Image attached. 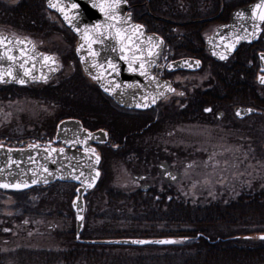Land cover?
<instances>
[{
    "label": "flooded vegetation",
    "instance_id": "obj_1",
    "mask_svg": "<svg viewBox=\"0 0 264 264\" xmlns=\"http://www.w3.org/2000/svg\"><path fill=\"white\" fill-rule=\"evenodd\" d=\"M0 1L18 4L23 0ZM29 1L39 2L42 11L54 16L61 29L72 35V44H77V38L47 7L46 0ZM259 3L260 0H126L124 15L145 33L159 36L164 44L151 78L167 81L175 90L153 105L148 102V107L131 109L118 105L77 62L81 72L78 75L93 82L94 94L100 99L96 100L98 107L106 110L100 115L92 112L88 117H83L80 110L71 119L80 121L88 131L102 130L107 134V142L92 145L100 156V179L84 196L83 225L76 242L84 251L92 253L96 246H107L90 243L94 241L179 238L176 217H170V211L177 214L181 203H196L188 195L181 197L180 191L188 190L184 189L183 172L195 165L202 149L212 142L233 141L239 148L243 146L244 132L253 136L245 139L258 140L256 132L259 134V127L264 128V84L259 80L264 75V31L256 28L261 24L256 16L258 10L245 8ZM95 20L96 24H91ZM83 22L88 32L106 30L105 26L111 25L110 18L93 17L90 10ZM98 25L101 27L95 30ZM219 28H225L224 39L207 43L206 39ZM238 36L247 39L240 40L225 60L217 59L206 49V44L225 48ZM173 37L177 38L176 43H172ZM181 37L185 40L181 41ZM183 59L192 61L190 68L167 70L170 63ZM206 108L212 111L207 112ZM237 108L251 112L239 117ZM87 119L94 123H87ZM209 158L206 156V161ZM116 166H122L128 174V183L116 185L110 181ZM70 186L74 190L68 210L74 216L71 202L76 186ZM36 191L41 190L24 195ZM50 191L48 188L45 195Z\"/></svg>",
    "mask_w": 264,
    "mask_h": 264
},
{
    "label": "water",
    "instance_id": "obj_2",
    "mask_svg": "<svg viewBox=\"0 0 264 264\" xmlns=\"http://www.w3.org/2000/svg\"><path fill=\"white\" fill-rule=\"evenodd\" d=\"M47 7L56 12L63 20L67 27L77 37V44L75 46V55L82 66L84 73L92 79V76L103 74L102 81L93 82L107 95L112 97L114 101L126 108L140 109L137 105H142L152 101H158L165 97L169 91L170 83L167 81H159L151 78V70L157 64L159 57L162 53L164 44L159 47L155 45L162 41L156 34H147L142 28H134L128 16L124 15L126 9V2L122 0L119 6L110 8L109 5L113 0H52L59 7L64 8L69 16V20H65L64 14L57 8H50L49 0H46ZM76 4L77 7L73 8L72 5ZM96 5V6H93ZM256 5H251L245 10L253 9ZM104 8V11L101 10ZM88 9V10H87ZM83 10V12H82ZM92 12L93 17L109 18L110 15H115L117 20L110 19V24H115L116 28L122 29L126 33V37L121 42V39L116 36L115 29L110 28L108 24L105 26L106 30L88 32L87 35L93 39H98L97 43L92 44V50L97 53L95 57L89 55L88 44L82 38L85 35L83 26V19L87 17L88 11ZM90 16V15H88ZM96 20L91 24H96ZM109 28V29H108ZM76 29H79L77 31ZM225 28H219L216 33L207 38L209 41H222ZM103 33V35H100ZM131 37V42L127 39ZM152 37V41H149ZM235 42V39H234ZM83 44L84 47L79 51L77 49ZM238 44H236L237 46ZM124 51H121V48ZM221 44H206L207 51L214 57L219 58V55L214 53H222L227 56L232 52H228ZM137 48L142 50L137 51ZM151 49L156 55L149 56L148 50ZM141 57L147 70V75H141L139 64L141 59H137L131 64L128 60L122 59V56L129 58ZM12 56L15 59H9ZM43 56H51V54L39 51L35 44L25 38H18L8 34L0 33V85H15L24 87L29 84L46 83L58 72V62L55 58V63H45ZM83 58V61H82ZM109 62L116 66V71H112L109 67ZM93 63L96 65H103L102 68L92 67ZM192 63L189 59H183L170 63L167 66L168 71H175L178 69H188ZM87 69V71H86ZM28 71L30 75H25ZM46 78V79H45ZM24 81L20 83L19 81ZM109 81L112 85H109ZM101 83L105 86L120 85L113 93H107L101 87ZM131 85V87H129ZM172 88V87H171ZM161 93H163L161 95ZM147 98V99H146ZM150 105H153L151 102ZM240 113L241 117L250 113L249 109L237 108L236 113ZM89 134L92 138L89 139ZM87 140V143L83 141ZM79 141V142H77ZM107 142V134L105 131L97 130L90 132L84 129L80 121L76 119L61 120L55 130L52 143H60V147L52 146V143L31 141L26 144L25 141L15 142L12 146H6L0 143V184L9 185V187H0V190L6 192H22L30 190L34 187L48 186L54 183H65L76 185L75 196L71 202V207L74 212L75 218V238L79 240V233L83 225L84 219V196L87 192L94 189L99 177L93 180L95 173L98 170L99 163H96L94 156L90 152H85V149H94L93 144H101ZM52 149H63L60 151H51ZM97 154V153H96ZM48 171L45 172L44 169ZM83 173V175H81ZM73 176H80L79 180H75ZM91 181L94 186L89 188L86 186L85 181ZM45 180L47 182H45ZM33 181H37L33 183ZM19 185V187H16ZM27 185V186H25ZM75 205V206H74ZM83 217V219H80ZM264 233L252 234L240 237L242 239L264 241L260 237ZM170 240L176 241L175 243H155L156 241ZM184 238H164V239H113L90 242L99 245H117L127 247H146V246H170L177 245L184 242ZM134 241H146V243H134Z\"/></svg>",
    "mask_w": 264,
    "mask_h": 264
},
{
    "label": "rangeland",
    "instance_id": "obj_3",
    "mask_svg": "<svg viewBox=\"0 0 264 264\" xmlns=\"http://www.w3.org/2000/svg\"><path fill=\"white\" fill-rule=\"evenodd\" d=\"M1 2L8 6L16 5V1ZM39 14L42 22L40 28L43 30L39 33L34 35L19 33L6 26H0V33L28 39L40 50L51 53L59 59L62 55L60 61L58 60L59 72L48 84L51 85L50 87H56L63 81L72 80V85L78 86L75 89L77 94L72 98L74 105L66 101L67 104L64 107L30 98L0 101V135L7 134L9 136V141L5 142L8 145L14 141L26 140L29 142L32 139L37 141L52 137L56 125L53 122L58 112L63 116H67L71 112L73 116H77L78 111L82 110L83 117H88L92 112L100 115L106 110L105 107H98L99 104L96 100L100 99L96 93L94 94L92 82L87 78L82 79L78 75L81 72L73 54L72 35L62 30L59 21L48 12L44 13L40 9ZM86 122L91 125L94 123L88 119ZM246 136L253 139L251 134L248 135L244 132L242 135L243 146L239 148L233 141L212 142L203 148L195 165L183 172L184 189L188 188V190H181V197L188 195L190 201L196 200V202L202 203L207 200L228 201L234 200L240 194L264 188V128L261 126L259 134L256 132L258 140L245 139ZM206 156L210 157L209 161H206ZM116 167L110 181L116 185L128 183V174L121 169L122 166ZM47 189L23 196L0 193V225L10 224V234L3 243L4 245H0V252L23 247L34 250L67 249L66 246L61 247L63 245L61 240L63 239L62 234L67 233L68 235L71 229H74V216L68 210L74 189L70 185H56L50 188L52 191L49 194L45 195ZM48 195L50 197H47ZM41 199L42 201L48 200L49 204H53V206L40 210L37 217L21 216L19 223L15 222L13 217L21 214L23 207L29 206L31 210L36 209L35 204ZM52 214L53 216L58 214L59 217L54 219ZM8 221L11 222L6 223ZM54 232L60 233V235L54 237L52 236ZM153 248L155 247H112V249L105 248L104 251L108 250L104 254L105 258L109 256L110 264H117L120 261H125L124 264H131L129 260L132 258H145L154 253L155 255L166 253L162 249L156 251ZM101 251L102 248L98 252L101 253ZM79 264L87 263L80 262Z\"/></svg>",
    "mask_w": 264,
    "mask_h": 264
},
{
    "label": "trees",
    "instance_id": "obj_4",
    "mask_svg": "<svg viewBox=\"0 0 264 264\" xmlns=\"http://www.w3.org/2000/svg\"><path fill=\"white\" fill-rule=\"evenodd\" d=\"M40 9L39 2L36 1L23 0L15 6H8L0 2V26L12 28L19 33L31 35L39 33L43 31L40 28L42 25ZM182 38L181 41L185 40ZM171 39L172 43H176L177 38ZM61 58L62 55H60ZM71 81H63L56 87H50L49 84H35L26 87L0 85V101L30 98L54 103L61 107L67 104L66 101L74 105L72 98L76 97L75 89L78 86L72 85ZM65 117L75 118L72 112L67 116L58 112L53 124ZM8 138L7 134L0 135L2 142H8ZM12 195L23 196L24 193ZM49 203L48 200L42 201L41 199L35 204L36 209L31 210L27 205L28 207L22 208L21 214L15 215L13 218L15 222L19 223L21 216L37 217L40 210L53 206ZM52 210L55 211V209ZM42 216L44 215L42 214ZM174 216L178 224V235L186 240L181 244L168 246L170 248L155 247L153 250L162 249L166 253H157L156 255L154 253L145 258H132L129 260L131 264H264V241L240 238L264 233V188L240 194L234 200H207L203 203L196 202L194 205L181 203L177 214L170 211V217ZM52 217L57 219L59 215L53 216L52 214ZM9 222L11 221L6 223ZM73 230L71 229L68 235L67 233L62 234L63 245L61 247L66 246V250L64 248L58 250L18 248L0 252V264H79L80 262L110 264L109 256L105 258L104 252L116 246H96L94 247L96 251L92 253L84 251L77 245ZM9 234L10 224H1L0 245H4ZM59 235L60 233L54 232L52 236ZM100 248H102L101 253L98 252ZM105 248L108 249L104 251ZM124 263L125 261H120L117 264Z\"/></svg>",
    "mask_w": 264,
    "mask_h": 264
},
{
    "label": "snow or ice",
    "instance_id": "obj_5",
    "mask_svg": "<svg viewBox=\"0 0 264 264\" xmlns=\"http://www.w3.org/2000/svg\"><path fill=\"white\" fill-rule=\"evenodd\" d=\"M121 2H122V0H113V3H112L111 5H109V7H110V8H115V7L119 6V4H120ZM125 2H126V0H125ZM48 6H49L50 8H57L61 13L64 14V18H65V20H69V16H68L67 13L65 12L64 8L59 7V5L56 4V3H52V0H49V5H48ZM93 6H96V5H93ZM72 7H73V8H76L77 5H76V4H73ZM255 8H256V10H258V11H256V16H257V18L259 19V21L261 22L260 25H257V26H256L257 31H264V29L261 28V25H264V0H260V3L257 4V5L255 6ZM101 10L104 11V8L101 7ZM238 15H239V14H238ZM109 18L112 19V20H117V17H116L114 14H113V15H110ZM100 27H101V26H99V25H98V26H95V30H98ZM109 27L115 29V34H116V36L119 37V38L121 39V42H122V44H123V41H124V39H125V37H126V33H124L122 29L116 28V25H115V24L109 25ZM140 27H141V26H139V25L135 26V28H134V32L136 31V29H139ZM76 30L79 31V29H76ZM100 35H103V33H100ZM252 35L255 37L256 33H253ZM82 38H83V39L86 41V43L88 44L89 55L95 57V56L97 55V53H95V52L92 50V44H93V43H97V42H98V39H93V38H91L90 36H88V35H87V30H85V35H84ZM127 39L129 40V42H131V37H127ZM148 39H149L150 42L152 41V37H149ZM242 39H247V37H239V36H238V37H236L235 42L230 43V44H226V45H225V48L227 49L228 52L233 51V50L235 49V47H236V44H238V43L240 42V40H242ZM160 44H163V41H159L155 46H156V47H159ZM83 47H84V45L81 44L80 47L77 49V51H79V50H80L81 48H83ZM121 51H122V52L124 51V48H123V47L121 48ZM137 51H141V57H142V55H143L142 50H140L139 48H137ZM148 55H149V56H153V55H156V53L153 52L151 49H149V50H148ZM214 55H219V58H220L221 60H225V59H227V55L222 54V53H214ZM141 57H136V56L134 55V56L131 57V58H129V57H127V56H122L121 58H122V59H125V60H128L129 63H130V70L135 71V70H136L135 68H131V64L134 63L137 59H141ZM8 58H9V59H15V57H12V56H9ZM261 59L264 60V54L261 55ZM43 60H44L45 63H48V62H51V63H53V64L55 63V58H54V57H51V56H43ZM82 61H83V58H82ZM195 64H196V66L198 67V66L200 65V61H199V60L195 61ZM189 66H191V65H189ZM92 67L102 68L103 65H96L95 63H93ZM109 67L112 69V71H116V66H115L114 64H111V62H109ZM139 70H140V74H141V75H147V70L145 69V64H144V62H143L142 59H141V62H140V64H139ZM86 71H87V69H86ZM261 71H264V69H261ZM25 75H30V73H29L28 71H26V72H25ZM0 79H2V77H0ZM45 79H46V78H45ZM92 79L95 80V81H98V82H99V81H102V79H103V74L101 73V74H98V75H94V76H92ZM153 79H154V78H153ZM259 80H260V83H261V84H264V75L260 76V77H259ZM19 82H20V83H24V81H22V80L19 81ZM108 83H109V85H112V82H111V81H109ZM101 87L104 89L105 92L111 94V93L115 92L116 89L120 87V85L116 84V85H114V86H110V87H109V86H105L103 83H101ZM129 87H131V85H130ZM168 90H169V91H175V90L172 89L170 86H169V89H168ZM162 94H163V93H161V95H162ZM180 95H183V93H180ZM146 99H147V98H146ZM151 102H152V103H155V98H152V101H151ZM137 106H138V107H148V103L146 102V103H144V104H142V105H137ZM205 111H207V112H211L212 109H211V108H206ZM249 111H251V109H249ZM239 114H240V113L238 112L237 115H239ZM91 138H92V135L89 134V139H91ZM77 142H79V141H77ZM83 143L86 144V143H87V140L83 141ZM51 151H53V152H55V151L63 152L64 150H63V149H59V150H57V149H52ZM85 152H90V153L92 154V156H94L96 163H99V162H100V156H99L98 154H96L95 149H88V148H86V149H85ZM44 171L47 172L48 169L45 168ZM81 175H83V173H81ZM99 176H100V173H99V171H97V172L95 173V176H94L92 179L95 180V179L98 178ZM72 178L75 179V180H79V179H80V176H73ZM36 182H37V181H33V183H36ZM45 182H47V181L45 180ZM85 183H86V186L89 187V188H91V187L94 186V184H93L91 181H87V179H86ZM25 186H27V185H25ZM0 187H5V188H6V187H9V185H2V184H0ZM16 187H19V185H17ZM74 206H75V205H74ZM80 219H83V217H80ZM260 238H261V239H264V236H262V237H260ZM175 242H176V241L162 240V241H156L155 243L166 244V243H175ZM134 243H146V241H134Z\"/></svg>",
    "mask_w": 264,
    "mask_h": 264
}]
</instances>
